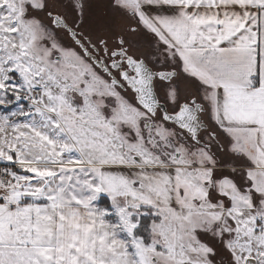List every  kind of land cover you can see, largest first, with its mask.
<instances>
[{
	"label": "snow or ice",
	"instance_id": "snow-or-ice-1",
	"mask_svg": "<svg viewBox=\"0 0 264 264\" xmlns=\"http://www.w3.org/2000/svg\"><path fill=\"white\" fill-rule=\"evenodd\" d=\"M0 264H264V0H0Z\"/></svg>",
	"mask_w": 264,
	"mask_h": 264
}]
</instances>
